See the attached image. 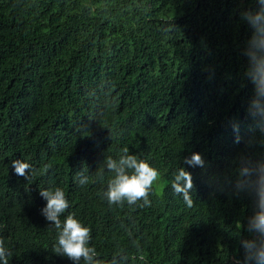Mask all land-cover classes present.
I'll use <instances>...</instances> for the list:
<instances>
[{"label":"trees","instance_id":"16d2710c","mask_svg":"<svg viewBox=\"0 0 264 264\" xmlns=\"http://www.w3.org/2000/svg\"><path fill=\"white\" fill-rule=\"evenodd\" d=\"M255 0H0V236L9 264H73L53 248L40 189L60 187L108 264H236L255 197L237 165L264 161L241 19ZM159 172L150 207L109 206L98 176L122 149ZM199 153L204 167L185 157ZM30 163V179L11 162ZM193 177L187 206L170 181ZM78 173L89 177L81 185ZM122 257H127L123 259ZM82 264V262H81Z\"/></svg>","mask_w":264,"mask_h":264},{"label":"clouds","instance_id":"9594fccd","mask_svg":"<svg viewBox=\"0 0 264 264\" xmlns=\"http://www.w3.org/2000/svg\"><path fill=\"white\" fill-rule=\"evenodd\" d=\"M258 5L256 10H245L241 13V19L253 30L245 50L249 59L248 77L254 85L255 95L251 99L248 111L249 115L257 121H264V0H255ZM184 162L190 166L204 167L205 161L201 154L192 153L185 157ZM14 173L17 176L30 179L35 174L30 163L20 159L11 162ZM107 171L111 174L107 190L104 196L109 206L137 205L150 207V189L157 180L159 172L150 166L146 159L137 154H129V149L124 147L118 159L107 156L103 167L97 175L103 176ZM78 182L85 185L89 177L78 173ZM171 188L176 195L182 196L187 206L194 203L190 192L194 188L193 177L184 167H177L172 173ZM235 192L249 194L255 197V207L243 226L249 234L241 240L243 248L242 264H264V161L255 164L250 161H242L237 165V179ZM39 195L47 201L41 209V214L55 228L57 242L53 251L57 255L65 256L73 264H105L99 258L95 246L91 244V229L84 226L74 213L68 212L63 220L61 216L69 209V201L65 191L60 187L40 189ZM12 253L5 246L4 238L0 236V264H9ZM127 259V257H122ZM108 264H118L116 256H113ZM236 264H241L238 260Z\"/></svg>","mask_w":264,"mask_h":264}]
</instances>
